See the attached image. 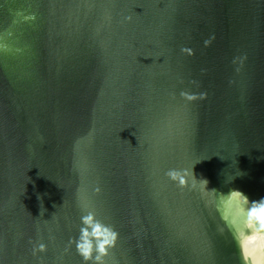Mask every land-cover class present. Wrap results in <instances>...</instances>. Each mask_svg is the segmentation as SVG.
I'll use <instances>...</instances> for the list:
<instances>
[{
	"label": "water",
	"instance_id": "water-1",
	"mask_svg": "<svg viewBox=\"0 0 264 264\" xmlns=\"http://www.w3.org/2000/svg\"><path fill=\"white\" fill-rule=\"evenodd\" d=\"M231 190L264 198V0H0V264H86L88 211L104 264H264Z\"/></svg>",
	"mask_w": 264,
	"mask_h": 264
},
{
	"label": "clouds",
	"instance_id": "clouds-1",
	"mask_svg": "<svg viewBox=\"0 0 264 264\" xmlns=\"http://www.w3.org/2000/svg\"><path fill=\"white\" fill-rule=\"evenodd\" d=\"M210 42L211 40L205 41V45ZM182 51L185 50L182 49ZM181 95L186 96L189 100L195 99V97L187 96L185 93H181ZM200 98H206V94L202 93ZM165 175L169 180L177 183L179 187L187 186L188 173L186 170L169 169ZM240 175H242V173ZM193 178L196 179L194 175ZM202 181H204L206 187L207 181ZM220 196L225 200H229L233 197L239 198L242 202V207L247 213V227L249 229L255 228L257 234L264 232V198L250 202L248 197L238 190H231L227 194H220ZM80 221L81 226L79 228V235L74 240H71L70 244H75L78 254L83 258L86 264H88V262H91V264H104V257L107 255L108 250L114 246L117 233L110 225L97 219L93 211H88L86 214L82 215ZM252 239H264V236L254 235ZM45 250L46 246L41 243L34 247L33 253L35 254L37 251L43 252Z\"/></svg>",
	"mask_w": 264,
	"mask_h": 264
}]
</instances>
